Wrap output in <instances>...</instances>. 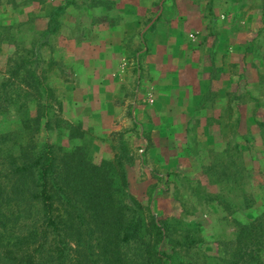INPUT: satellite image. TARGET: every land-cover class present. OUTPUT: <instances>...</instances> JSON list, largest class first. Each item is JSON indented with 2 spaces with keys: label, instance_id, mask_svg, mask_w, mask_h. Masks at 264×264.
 <instances>
[{
  "label": "crops",
  "instance_id": "crops-1",
  "mask_svg": "<svg viewBox=\"0 0 264 264\" xmlns=\"http://www.w3.org/2000/svg\"><path fill=\"white\" fill-rule=\"evenodd\" d=\"M108 1L117 21L60 18L42 40L58 112L92 157H130L126 189L157 214L179 208L162 186L238 187L263 169L264 0Z\"/></svg>",
  "mask_w": 264,
  "mask_h": 264
},
{
  "label": "trees",
  "instance_id": "trees-1",
  "mask_svg": "<svg viewBox=\"0 0 264 264\" xmlns=\"http://www.w3.org/2000/svg\"><path fill=\"white\" fill-rule=\"evenodd\" d=\"M54 29L48 22L30 43L39 48ZM38 60L36 50L12 54L0 82V99L17 115V128L0 132V264H204L194 230L155 216L126 191L121 155L92 162L90 148L77 143L83 132L76 124L64 125L66 150L39 140L40 129L62 120L46 117L59 106ZM20 93L33 99L32 113L14 99ZM256 215L233 221L219 263L264 264V211Z\"/></svg>",
  "mask_w": 264,
  "mask_h": 264
},
{
  "label": "rangeland",
  "instance_id": "rangeland-1",
  "mask_svg": "<svg viewBox=\"0 0 264 264\" xmlns=\"http://www.w3.org/2000/svg\"><path fill=\"white\" fill-rule=\"evenodd\" d=\"M215 1L210 0L208 2ZM112 6V3L110 4L108 0H0V37H3V41H0V82L6 77L5 71L7 70V59L9 56L12 54H15V57L21 56L24 55L26 50H36L39 54L36 70L44 77V82L52 88L57 102V95L51 86V81L55 77L53 70L56 64L52 63L48 53L42 50L43 43L39 48H36L37 44L30 43L32 36L36 32V35L41 32V30L37 29L42 27L45 19L49 23L51 22L52 26L54 25V31L60 25V21H58L60 18L65 21L73 20V22L78 18L117 21L118 17L114 13ZM52 33H50V36H52ZM17 95L19 94L13 95L14 99L25 100L32 113L34 109L33 99L29 96L24 98L22 93H20L19 98H16ZM0 106V132L17 128V115L12 105L5 106V103L0 99ZM53 114L62 120V122H57L58 127H55L56 123L52 122ZM46 117L51 119L50 122L52 124L46 131L40 129L39 140L41 142H51L61 146L64 150L68 149L69 143L66 139L67 131L64 125L66 123L70 125L76 124L80 131L83 132V138L77 143H81V146L83 145L86 149L89 147L91 161L94 163L99 162L92 157L89 132L83 131L79 123L65 121L58 111L47 110ZM122 137L123 133L118 136L119 142L124 141ZM121 160L123 163L129 162L125 158ZM261 163L256 165L255 170L244 169L239 172L241 181L238 187L224 184L227 181H219L223 184L222 186L218 184V181L215 185L204 181L203 185L197 184L196 186L160 187L162 192H168L167 196L172 194V199L170 197L168 201L173 202L175 205L179 204L178 207L181 208L176 209L172 208L174 205L169 206L171 209L168 212L171 214L154 213L151 197L138 202L143 207H147L155 216L176 219L180 221L179 224L184 228L194 230V233L201 238V242L197 241L194 246L196 247L194 250L195 256L199 258V263L221 264L216 260L222 254L219 244L233 238L235 232L233 221L245 222L248 216L254 217L259 212L264 211V167L263 169L261 168ZM210 173L212 174V180H218L225 172ZM188 192L192 193L197 200L191 198V194ZM226 206H228V209ZM194 262L197 263L195 260Z\"/></svg>",
  "mask_w": 264,
  "mask_h": 264
}]
</instances>
